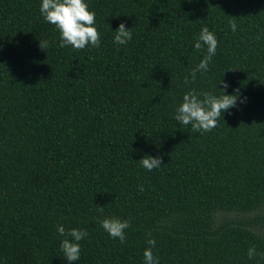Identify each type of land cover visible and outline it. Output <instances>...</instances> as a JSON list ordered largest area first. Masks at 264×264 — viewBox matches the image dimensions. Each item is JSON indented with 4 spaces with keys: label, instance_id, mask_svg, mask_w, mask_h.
<instances>
[{
    "label": "trees",
    "instance_id": "1",
    "mask_svg": "<svg viewBox=\"0 0 264 264\" xmlns=\"http://www.w3.org/2000/svg\"><path fill=\"white\" fill-rule=\"evenodd\" d=\"M85 2L101 44L74 50L42 0H0V264H69L59 225L89 233L72 264H144L149 239L159 264H264V0ZM203 27L218 47L192 82ZM222 80L240 99L218 126L178 124L183 96H220ZM113 216L126 243L97 221Z\"/></svg>",
    "mask_w": 264,
    "mask_h": 264
},
{
    "label": "clouds",
    "instance_id": "2",
    "mask_svg": "<svg viewBox=\"0 0 264 264\" xmlns=\"http://www.w3.org/2000/svg\"><path fill=\"white\" fill-rule=\"evenodd\" d=\"M40 13L43 19L53 25L59 32L60 47H71L74 50H84L86 47L99 48L101 44L100 33L95 26V12L89 10L85 0H42ZM230 27L233 32L236 31L237 25L235 20L230 21ZM114 44L127 45L132 40L131 29L126 28L125 23H120L117 30L114 31ZM48 41H41L39 47L46 50ZM207 49L203 59L190 72L192 82L195 81L197 73H206L209 71V63L216 54L218 40L213 32L207 27H203L199 33L194 48L197 51L203 48ZM234 70V69H233ZM231 71V70H230ZM184 82L189 83L188 76ZM222 95L216 96L208 92L198 93L192 90L183 96V102L176 108L174 119L178 124L185 127L191 126L194 133L211 132L218 126L220 117L237 104L239 90L232 95L226 94L228 83L223 81ZM202 97V98H201ZM243 103L244 100H241ZM162 156L145 155L138 161L141 167L148 171L158 169L162 166ZM139 191H144V186H139ZM99 211L103 212V207ZM97 221L102 229L112 238L119 239L121 243H126V229L131 227L130 220L120 219L119 217H104ZM61 237H64L60 243V249L63 252L64 259L69 264L79 261L81 254L80 241L89 235L86 230L71 228L66 230L63 225L57 227ZM149 248L145 249L144 264H159L158 257L154 256L152 249L156 245L155 239L147 241ZM248 258L253 259L258 255L256 248L248 249ZM259 255H264L261 253Z\"/></svg>",
    "mask_w": 264,
    "mask_h": 264
},
{
    "label": "rangeland",
    "instance_id": "3",
    "mask_svg": "<svg viewBox=\"0 0 264 264\" xmlns=\"http://www.w3.org/2000/svg\"><path fill=\"white\" fill-rule=\"evenodd\" d=\"M234 214H232V215H230V214H227V215H221L220 216V218L221 219H225V220H227V219H229V218H235V216H233Z\"/></svg>",
    "mask_w": 264,
    "mask_h": 264
}]
</instances>
